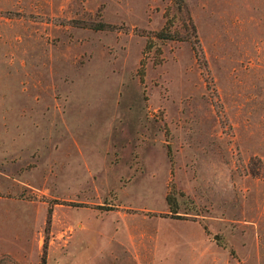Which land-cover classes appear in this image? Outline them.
Masks as SVG:
<instances>
[{
	"label": "rangeland",
	"instance_id": "374dc122",
	"mask_svg": "<svg viewBox=\"0 0 264 264\" xmlns=\"http://www.w3.org/2000/svg\"><path fill=\"white\" fill-rule=\"evenodd\" d=\"M0 264H264V0H0Z\"/></svg>",
	"mask_w": 264,
	"mask_h": 264
},
{
	"label": "trees",
	"instance_id": "16d2710c",
	"mask_svg": "<svg viewBox=\"0 0 264 264\" xmlns=\"http://www.w3.org/2000/svg\"><path fill=\"white\" fill-rule=\"evenodd\" d=\"M172 3L178 10H182L184 8V0H172ZM166 13L168 14L167 10H166ZM107 26H109V24L103 21H99L93 24L94 28H99V29L107 28ZM172 26H173L172 17L167 16L166 21L163 24V26L159 30L155 31L153 36L161 40L180 39L181 35H179L180 34L179 31L177 29H173ZM190 26L194 30V25L192 22ZM153 46H154L153 39L152 37H149L146 41L144 48L145 50H147V49L152 48ZM194 48H195V45H194ZM156 49L158 50V52H160V47H156ZM144 72H145V58L142 57L140 59V66L138 69V73H139L141 81H143ZM167 152H168V156L170 158L171 164H173L169 146H168ZM171 173H173V168H171ZM178 192L180 194L183 193V191H180V190ZM166 201L171 211H174V212L177 211L178 203H177V196H176V187H175V183L172 180L170 181V187L166 193Z\"/></svg>",
	"mask_w": 264,
	"mask_h": 264
}]
</instances>
